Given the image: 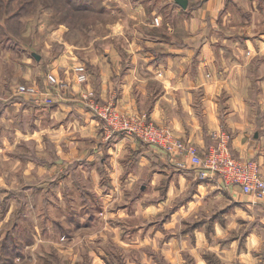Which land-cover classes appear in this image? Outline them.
Returning <instances> with one entry per match:
<instances>
[{"label": "rangeland", "instance_id": "obj_1", "mask_svg": "<svg viewBox=\"0 0 264 264\" xmlns=\"http://www.w3.org/2000/svg\"><path fill=\"white\" fill-rule=\"evenodd\" d=\"M123 19L113 0H0V264H264V244L246 242L264 224L230 189L110 156L101 138L130 134L101 110L146 113L96 90ZM78 98L104 135L78 130Z\"/></svg>", "mask_w": 264, "mask_h": 264}, {"label": "crops", "instance_id": "obj_2", "mask_svg": "<svg viewBox=\"0 0 264 264\" xmlns=\"http://www.w3.org/2000/svg\"><path fill=\"white\" fill-rule=\"evenodd\" d=\"M113 1L122 2V29L114 28L105 40L122 45L106 46L111 53L100 58L103 77L97 67L96 90L102 100L129 113H148L200 153L227 138L233 155L256 160L264 175V0H188L186 8L175 0ZM79 100L78 130L99 135L104 126L99 129ZM101 139L112 143L110 156L124 155L122 164L134 151L139 170L154 165L162 173L186 175L189 183L198 181L199 189H221L216 179H198L191 167L178 168L177 161L131 135ZM118 161L112 169L121 170ZM224 188L230 189L225 200L249 208L248 216L264 224V200L236 186ZM257 228L249 230L246 242L262 247L264 229Z\"/></svg>", "mask_w": 264, "mask_h": 264}, {"label": "built area", "instance_id": "obj_3", "mask_svg": "<svg viewBox=\"0 0 264 264\" xmlns=\"http://www.w3.org/2000/svg\"><path fill=\"white\" fill-rule=\"evenodd\" d=\"M111 110L105 107L101 113L108 121L110 117L116 118L119 125L113 130L126 132L155 145L170 160L177 161L178 168L194 169L200 180L216 179L224 187L236 186L256 200H264V175L259 163L233 155L227 138H220L206 153H200L193 142L175 136L170 128L149 122L146 113L126 117L117 110ZM136 123L137 126L134 125Z\"/></svg>", "mask_w": 264, "mask_h": 264}, {"label": "water", "instance_id": "obj_4", "mask_svg": "<svg viewBox=\"0 0 264 264\" xmlns=\"http://www.w3.org/2000/svg\"><path fill=\"white\" fill-rule=\"evenodd\" d=\"M180 6H182L183 8L187 7L188 4V0H175Z\"/></svg>", "mask_w": 264, "mask_h": 264}]
</instances>
